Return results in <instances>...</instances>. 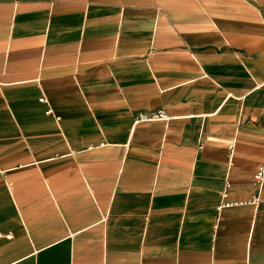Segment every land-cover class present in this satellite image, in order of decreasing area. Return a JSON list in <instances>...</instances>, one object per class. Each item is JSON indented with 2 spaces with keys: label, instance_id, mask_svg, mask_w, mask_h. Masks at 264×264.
<instances>
[{
  "label": "crops",
  "instance_id": "crops-1",
  "mask_svg": "<svg viewBox=\"0 0 264 264\" xmlns=\"http://www.w3.org/2000/svg\"><path fill=\"white\" fill-rule=\"evenodd\" d=\"M262 162L264 0H0V264H264Z\"/></svg>",
  "mask_w": 264,
  "mask_h": 264
},
{
  "label": "built area",
  "instance_id": "built-area-1",
  "mask_svg": "<svg viewBox=\"0 0 264 264\" xmlns=\"http://www.w3.org/2000/svg\"><path fill=\"white\" fill-rule=\"evenodd\" d=\"M166 116L164 115V113L161 110H157L153 113H151L149 116H144L142 114H139L138 119L140 120H161V119H165ZM264 176V162L260 163L256 169L255 174L253 175V178L256 182H260L261 179ZM226 187V185H225ZM224 194V192H223ZM6 237H10L9 234L6 235Z\"/></svg>",
  "mask_w": 264,
  "mask_h": 264
}]
</instances>
